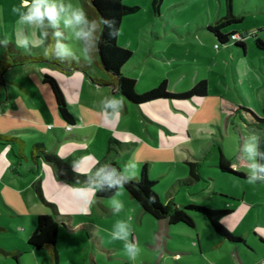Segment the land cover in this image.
<instances>
[{"label": "crops", "instance_id": "1", "mask_svg": "<svg viewBox=\"0 0 264 264\" xmlns=\"http://www.w3.org/2000/svg\"><path fill=\"white\" fill-rule=\"evenodd\" d=\"M20 3L21 0H0V40L7 37L10 41L9 44H12L14 49L22 56L31 55L33 57L46 58L43 62H32L13 66V68L28 69L38 66L42 68L41 86L48 97V101L52 104L41 105H46L48 113L53 118V122L50 123L53 126L52 128H48V130L53 133L55 138L50 136L43 140L37 137L22 136L23 134L35 131L41 132L43 128L41 129L36 123L26 128H11L5 132L0 130L1 135L13 137L21 135L22 137L20 138L26 144V159H21L17 155V145L0 143V197L4 206V208L2 206L1 208L8 211L11 214L10 217L14 218L12 223L3 226L0 232L12 233L15 237L21 234L27 240L25 247H19L16 243L8 247L0 243V257L11 259L16 264H26V255L44 253L45 251L33 249L28 241L36 229L38 217L47 214L52 215L59 222L58 250L75 254L74 264L80 263L81 260L87 261L86 259H90L93 264H99L95 261L97 255H108L110 262H114V264H129L131 261L127 256L121 255L123 252L122 243L120 241H111V237L105 238L108 235H102V227H98L97 225L99 224L98 219L101 217H115L122 220L123 215L127 214L128 208L145 213L139 204L132 198L133 202L127 201L122 194L118 199L123 202L124 208L119 214H114L110 208V199L99 200L96 195L95 202L91 205L90 213L83 214L81 209L85 206L84 201L80 199V194L74 191V189L79 187L60 179L52 164L43 159L36 161L33 157L35 145L43 144L49 154L58 156L72 171V164L76 162L77 174L93 173L103 164L110 162H115L122 169L125 164L135 158L138 164V176L140 177L142 168L147 166L149 177L151 180L157 182L155 187L156 192L159 191L162 182L171 179L172 186L169 192H167V197H165V204H175L174 197L177 193V184L189 187L199 185L201 181H205L209 184L208 190L211 192L214 201L217 203L223 201L225 203L223 207L215 209L231 210V213L222 219V224L234 236H238L244 240V243H230L217 235L212 229L218 238L221 239L220 246L229 245L235 247V245H240L247 247L251 253L246 254L243 250H240V255H238L240 261L243 264H264V182L258 181L255 184H249L247 168L242 166L244 163L239 159L240 150L245 139V133L242 130L243 124L248 125L260 134V150L264 151V125L256 124L253 121V117L243 109V107H247L259 118H263L264 116V109L262 112L258 108H256L257 111L252 109L253 104H257L258 102V96L255 93L252 95L253 87L251 88V92H249L246 89L244 79L239 80V77H241L239 66L241 62H244L243 57L246 53L234 45L235 48L240 49L242 52V54H236L237 56L233 60L235 63L233 74L238 93V104H224L223 101L222 116H218V120H216L217 118L212 119L206 127L199 124L203 126L200 129L204 134L203 141L202 143L199 142L197 145H193L189 119L192 122L198 115L199 110L209 102V87L208 94L205 97H194L186 101L161 99L140 105L133 104L125 99L114 85H98L89 75L80 70L65 66L58 67L52 64L50 62L52 58L44 56L43 47L31 48L30 50L17 47L15 32L18 17L13 14L12 8L13 6H18ZM65 3H71L75 7L82 8L86 14L88 12L93 14L92 0H65ZM128 4L133 6L130 3ZM227 13L228 8L224 15L219 16L215 21L211 20L208 22L206 29L212 36L210 38L204 37L203 39H199L200 42L202 40L209 47L214 45V49L219 51L223 48L229 49L230 43L221 45L223 48H216L218 44H215V40L217 41V39L208 30V27L216 24ZM237 16L242 17L241 15ZM131 17L133 15L125 17L121 25L118 36V43L121 47L134 51L133 48H135L136 42L140 41V34L142 32H149V29L152 27L150 35L152 37L155 36L157 41L152 49L154 53H151L150 56L152 59L183 61L187 65L195 61H199L200 63L210 60L211 62L212 58L207 55L179 53L176 48L183 42V35L176 28L172 26L171 28H167L163 37L160 36L159 31H157V34L153 31L152 23L146 21L134 22ZM234 26H231L230 32L224 30V34L246 32L238 31ZM258 30L261 29L251 32L255 33ZM122 34H125L124 42L121 41ZM258 35L260 38H263V35H260V33ZM67 42L71 44L79 56L80 44L74 40ZM4 51V46L0 45V57H3ZM219 56L221 55L218 54L214 60L219 62L220 69V67L226 66L227 62L222 61ZM134 59L135 53L122 69V73L126 77L132 78L131 74L139 66V63H136ZM65 62L68 65L87 63L91 67L90 71L93 76L105 80L113 79L111 73L98 65V58L96 56L91 62L85 61L83 58H80L79 61ZM260 69L264 70L263 64L260 65ZM209 70H213L212 66L209 67ZM218 72L217 70L216 73ZM45 73L54 76L63 89L67 98L68 108L75 119L73 125L66 124L61 118L50 87L43 83V74ZM165 80L168 81L169 88L175 84L174 79L166 78ZM202 80H206L209 86V80L203 75V71L196 75L193 81L194 85ZM86 89L92 95L95 94V100H93L94 96L93 98L83 100V93ZM185 91L189 90L176 88L174 92L181 93ZM26 92L29 96H33L29 91ZM0 94L4 95V91L0 90ZM8 98H11V96L9 95ZM106 98H115L123 102V108L118 119L110 118L108 112L104 110L103 102ZM3 105L0 104V109L3 108ZM34 105L38 106V104ZM40 108L43 112L46 111L44 107ZM182 113L188 116L189 119ZM237 120L239 123H237ZM210 126H216L218 130L215 127H213L215 130H211ZM218 134L221 136L220 140L218 139ZM232 134L240 137L239 151H232L225 146L226 139ZM48 143H51L50 146L55 147L53 151L50 150ZM219 144L220 147L216 151V147ZM221 155H224L232 165H235V168L233 167L234 170L243 174L244 177L222 172L219 169ZM180 165L186 168V170L184 178L177 180L176 173ZM191 165L195 168L194 176L191 173ZM38 187L41 188L46 201L51 203L53 207L43 203L39 196ZM123 193L127 192L123 190ZM158 195L160 197L159 193ZM189 202L197 203L195 199ZM175 205L182 207L185 204ZM194 219L196 227L191 229H197V218L194 216ZM158 221H161L162 226L166 227L169 231L172 227L177 226L170 225L165 220ZM62 229L68 233L66 239H69V244L67 247H62L61 239L65 235ZM164 232L165 230L161 229L159 235H164L166 233ZM77 233L87 234L89 242L85 246H82L80 242L73 238ZM159 243V246L164 244V242ZM191 243L192 241H188V244ZM198 250L200 252L198 254H201L200 247H198ZM10 253H18L19 256L14 258L8 255ZM46 253L50 255L48 251ZM49 259L54 264L51 255ZM59 261L62 264L61 259ZM161 261L164 262L165 258L162 257ZM139 264H155V262L143 259L142 263Z\"/></svg>", "mask_w": 264, "mask_h": 264}, {"label": "rangeland", "instance_id": "2", "mask_svg": "<svg viewBox=\"0 0 264 264\" xmlns=\"http://www.w3.org/2000/svg\"><path fill=\"white\" fill-rule=\"evenodd\" d=\"M152 1L129 0L126 2L140 7V11L131 17L134 22L146 21L152 23L153 31L156 34L159 31L160 36L163 37L166 29L172 26L183 35V42L176 48L179 53L203 54L212 59L211 62L210 60L200 63L195 61L189 65L183 61L152 59L150 56L151 53H154L152 49L157 41L155 36L152 37L150 35L151 27L149 32L140 34V41L136 42L135 48H133L134 51L132 53H135L134 61L138 62L139 66L131 74V77L136 80L137 93L141 94L142 91L143 93L151 91L166 78L175 80V84L169 88L171 93H175L176 88L190 90L194 85L193 81L196 75L203 71V75L209 80V102L199 110L198 115L192 122L188 116L182 113L190 121V129L193 136L192 143L197 145L203 141L204 134L200 130L201 127L208 126L212 119L217 118L216 120H218V116H222L223 101L224 104H238V93L233 74L235 63L233 60L238 54H242L241 50L235 48L233 41L230 42L229 49L219 46L223 48L220 51L215 50L214 45L209 47L202 40L201 42L199 41V39L204 37L210 38L212 36L208 33L206 25L209 21H215L219 16L227 12L226 0H164L160 16L154 13ZM233 6L235 13L244 18L241 24L234 26L236 30L251 32L256 29H264V0H234ZM225 30L230 32L231 27ZM260 35L262 34L260 33ZM124 39L125 34H122L121 41L124 42ZM241 41L246 44L247 52L243 57L244 62H241L239 66L241 76L239 80L244 79L246 89L249 92H251L253 87L252 95L255 93L258 96V102L253 104L252 109L257 111L256 108H258L262 112L264 109V70L260 69V65H264V52L259 51L255 47L252 37L242 38ZM121 44L123 45V43ZM215 44L219 43L215 40ZM136 49L138 50L136 51ZM218 54L221 55L219 58L222 61L227 62V65L220 67V69L219 62L214 60ZM1 60L2 57H0ZM211 66L213 70L210 71L209 67ZM41 69L39 66L28 69H15L12 66V68L9 67L0 74V90L4 91V95L0 94V104H4L3 108L0 109L1 131L5 132L11 128L31 127L36 123L41 129L43 128L41 132L35 131L22 136L37 137L43 140L50 136L55 138L53 133L48 130V128L53 126L50 125L53 122V118L48 113L46 105H41L52 104L48 101V97L41 86ZM217 70L219 71L218 73H216ZM26 91L32 93L33 96H29ZM9 95L12 99L8 98ZM93 96V100H95V94L92 95L86 89L83 93V100L93 98ZM6 104L8 105L6 106ZM34 104H38V106ZM40 107H44L46 111L43 112ZM243 109L250 110L247 107H243ZM237 123H239L238 120ZM213 127L218 130L216 126ZM213 127L210 126L209 128L215 130ZM242 130L245 133V137L253 131L246 124H243ZM217 133L219 132L217 131ZM22 136L19 135L15 138L21 139L20 137ZM220 138L221 136L218 134V139L220 140ZM239 141L240 137L232 134L226 139L225 146L232 151H239ZM50 145L51 143H48L50 150L53 151L55 147ZM219 147L220 144L216 147V151ZM242 166L246 167L245 164H242ZM185 170L186 168L181 165L178 167L177 180L184 178ZM171 186V179H168L162 182L159 191H157L164 204L166 201L165 197H167V192H169ZM208 187L209 184L205 181H201L199 185L189 187L177 184L174 203L179 205L197 204L212 209L223 207L225 203L223 201L221 203L214 201ZM122 194L127 201L133 202L129 194ZM194 199L197 203L189 202ZM1 206L4 208L0 197V229H3L2 227L10 225L14 218H11V214L5 209L3 210ZM194 216L197 218V229H191L180 224L172 227L169 231L162 226L161 221L154 219L151 215L128 208L127 214L123 215L122 220L115 217H101L98 219L99 224L97 226L102 227V235H108L105 238H110L109 235L118 221H124L131 225L132 235L129 239L134 240L138 244L141 252L137 259L130 261L129 264L142 263L143 259H149L155 264H243L238 256L240 255V250L250 254V249L240 245H235V247L229 245L220 246L221 239L214 233L207 219L200 214H194ZM161 229L165 230L166 233L164 232L165 234L160 236ZM62 232L65 234L61 239L62 247H67L69 244V239H66L68 233L63 229ZM73 238L80 242L82 246L89 242L86 233H77ZM188 241H192V243L188 244ZM159 242H164V244L159 246ZM0 243L8 247L13 246L14 243L19 247H25L27 240L21 234L15 237L12 233L0 232ZM121 243L123 245V242ZM198 247L201 249V254H198L200 253ZM59 251L62 264H74L75 254L63 250ZM178 253L183 254L179 255ZM121 255H125L124 251ZM49 256L46 251L38 254L31 253L25 256V261L26 264H52ZM162 257L165 258L164 262L161 261ZM86 260H81L77 264H93L90 259ZM95 261L99 264H114V262H110L108 255H97ZM0 264H16V262L6 257H0Z\"/></svg>", "mask_w": 264, "mask_h": 264}, {"label": "trees", "instance_id": "3", "mask_svg": "<svg viewBox=\"0 0 264 264\" xmlns=\"http://www.w3.org/2000/svg\"><path fill=\"white\" fill-rule=\"evenodd\" d=\"M129 0H92L93 14L87 13L89 19H98L100 17L114 20L115 28L120 31L123 19L129 15H134L140 11L139 6H131L126 3ZM164 0H153L152 8L155 14L160 15L161 7ZM234 0H226L228 13L225 17L217 21L216 24L208 27V30L214 34L218 41V45H226L231 40L230 37L233 34H241L243 37H252L256 48L264 52V29L258 30L257 32H245V33H233L224 34V30L243 22V17H239L234 13L233 9ZM258 33L263 35L260 38ZM119 36V35H118ZM118 36L113 38L109 35V31L105 29L102 33L99 42L100 52L97 53L98 65L111 73L112 80H105L95 77L91 74V67L87 63H68L60 62L55 59H51L50 62L58 67H72L73 69L80 70L85 74L89 75L91 79L98 85L111 86L114 85L118 88V92L128 101L133 104H144L153 102L156 100H178L186 101L194 97H205L208 94V82L202 80L197 82L194 87L185 92L171 93L169 91L168 81H163L156 88L151 91L144 93H137L136 91V80L126 77L122 73L123 67L132 59L133 53L131 50L123 48L118 43ZM246 53V45L243 42L235 44ZM5 51L0 61V74L9 67L24 65L32 62H43L46 58L44 57H33V56H22L18 51L14 49L12 44L5 47ZM43 83L48 85L54 95L59 114L63 121L68 125H73L75 122L74 116L68 108L66 95L61 88L56 78L48 73L43 74ZM252 117L256 124L264 125V116L259 118L252 111L244 109ZM0 143L6 145H17V155L21 159H26L24 140L15 138L13 136H6L0 134ZM33 157L36 161L43 159L48 163L52 164L56 170L58 177L69 184L81 187L84 185L87 179L86 175H80L72 171L67 164L61 160L58 156L49 154L43 144H36ZM113 166L120 169L115 162H110ZM191 167L192 175L195 174V168ZM219 169L225 173H231L239 177H244L243 174L238 173L234 170L233 165L227 160L224 155H221ZM194 176V175H193ZM157 182L151 180L149 177V171L147 166H144L141 170L139 182L133 181L131 184L126 185L124 190L135 200L141 209L151 215L156 220H165L170 225L183 224L190 228L196 227L194 214H200L204 216L210 223L212 229L217 235L225 239L226 241L239 244L244 243V240L240 237L234 236L227 228L222 224V219L231 213L229 209H212L203 205L188 204L182 207L170 203H162L158 193L155 190ZM38 192L41 200L47 206L53 207V205L46 201L43 196L42 190L38 187ZM97 198L99 200L110 199L114 195L112 192H97ZM149 197H155V203H149ZM60 226L59 222L52 215H40L37 220V226L32 235L29 238V245L39 251H48L52 257L54 264H60L58 241ZM14 258L19 256L18 253L8 254Z\"/></svg>", "mask_w": 264, "mask_h": 264}, {"label": "clouds", "instance_id": "4", "mask_svg": "<svg viewBox=\"0 0 264 264\" xmlns=\"http://www.w3.org/2000/svg\"><path fill=\"white\" fill-rule=\"evenodd\" d=\"M12 12L18 17L15 32L17 47L24 50L43 47L45 57L60 62L79 61L80 58L91 62L99 52L98 45L105 29L113 38L119 35L114 20L103 17L89 19L82 8L65 3V0H21L18 6H13ZM69 40L80 44L79 56L67 42ZM9 43L7 37L0 40L2 46L7 47ZM103 108L110 118L118 119L123 102L106 98ZM260 140V134L253 130L245 137L240 150L239 159L246 165L249 184L264 182V151L260 150ZM72 169L78 172L76 162H73ZM137 169V161L133 158L122 169L105 163L93 173H78L87 176L84 185L74 189L85 204L81 212L90 213L97 192L114 191L110 198V208L114 214H119L124 204L118 197L122 195L126 185L133 181L139 182ZM149 203H155V197H149ZM131 235V225L124 221H118L110 233L111 241L123 242L124 254L129 260L135 261L141 249L134 240L129 239Z\"/></svg>", "mask_w": 264, "mask_h": 264}, {"label": "built area", "instance_id": "5", "mask_svg": "<svg viewBox=\"0 0 264 264\" xmlns=\"http://www.w3.org/2000/svg\"><path fill=\"white\" fill-rule=\"evenodd\" d=\"M242 38H245V37H243L241 34H233L230 37V40L231 41H241ZM216 48H219V45H216ZM50 128H52V126Z\"/></svg>", "mask_w": 264, "mask_h": 264}, {"label": "flooded vegetation", "instance_id": "6", "mask_svg": "<svg viewBox=\"0 0 264 264\" xmlns=\"http://www.w3.org/2000/svg\"><path fill=\"white\" fill-rule=\"evenodd\" d=\"M235 44L239 43V42H242V41H233ZM230 43V42H229Z\"/></svg>", "mask_w": 264, "mask_h": 264}, {"label": "water", "instance_id": "7", "mask_svg": "<svg viewBox=\"0 0 264 264\" xmlns=\"http://www.w3.org/2000/svg\"><path fill=\"white\" fill-rule=\"evenodd\" d=\"M98 47H99V45H98ZM99 52H100V49H99Z\"/></svg>", "mask_w": 264, "mask_h": 264}]
</instances>
